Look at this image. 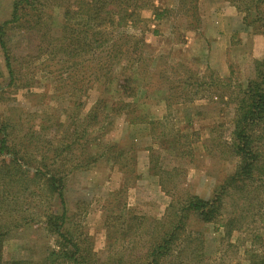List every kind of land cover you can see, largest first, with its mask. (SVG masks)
Segmentation results:
<instances>
[{
    "label": "rangeland",
    "instance_id": "374dc122",
    "mask_svg": "<svg viewBox=\"0 0 264 264\" xmlns=\"http://www.w3.org/2000/svg\"><path fill=\"white\" fill-rule=\"evenodd\" d=\"M152 1L170 25L167 21V28L161 31L154 27L152 9L148 8L141 12L147 21L129 30L141 35L145 29L143 59L162 56L152 69L168 66L169 86L163 83L157 89L161 91L152 90L148 104L141 106L139 114L145 116L142 120H150L149 124L138 121L130 126L126 114H111L113 119H101L100 114L97 124L87 121V127L84 121L102 92H114L124 79L118 63L110 80L101 78L90 86L86 77L78 89L74 82L82 73L72 66L75 59L58 51L65 31L62 1L39 0L41 5L31 10L25 0H0V26L13 65L10 78L0 50V125L7 126L9 144L17 150L16 154L0 155V210L6 219L26 217L8 224L4 260L37 261L50 249H58L56 237L39 214L44 205L58 201L49 198L45 178L50 170L65 176L67 227L74 230L81 254L95 260L146 264L154 240L171 229L172 219L181 218L183 226L172 230L170 249L159 264H250L264 258V188L253 191L259 180L244 192L238 188L241 184L231 179L237 158L227 146L236 109L233 86L256 76L255 60L263 56H253L258 51L254 50L253 33H262L263 27L256 21L243 37L236 34L234 38L242 39L227 50L226 71L222 58L211 55L210 59L208 49L191 47L196 57L188 54L179 0ZM253 2L256 0L242 4L248 21L255 20L258 11L264 13V3L257 9ZM192 4L191 13L200 21L201 14L206 15V0H193ZM130 54L135 58L133 48ZM142 67L140 78L127 83L128 91L132 85L139 87L136 95L141 98L145 74L155 80L158 77L157 72ZM188 68L192 76L208 85H181ZM167 94L175 100L168 109L163 98ZM179 99L186 101L176 104ZM127 102L132 101L129 98ZM84 142V147L79 145ZM98 150L106 153L92 159ZM79 157L91 159L75 168ZM39 168L42 173L35 174ZM187 193L203 199L219 193L221 214L211 222L190 211L182 214L179 210ZM13 208L18 211L10 213ZM230 218L233 227L227 232L225 224Z\"/></svg>",
    "mask_w": 264,
    "mask_h": 264
},
{
    "label": "trees",
    "instance_id": "16d2710c",
    "mask_svg": "<svg viewBox=\"0 0 264 264\" xmlns=\"http://www.w3.org/2000/svg\"><path fill=\"white\" fill-rule=\"evenodd\" d=\"M25 1L26 7L31 10L36 9V4L41 5L39 0ZM47 1L51 0H45V2ZM61 1L63 5L61 10L62 28L65 31L62 33V39L64 40L62 42L63 44L60 45L58 51L62 52L67 57L74 58L75 62L72 63L74 70L82 73L80 79L75 80V86L78 89H82V83L86 77L90 86L99 82L101 78L105 81H107V79L110 80V72L116 63L120 66V76L124 78L117 83V88L114 92L108 90L102 92L101 96L92 106L87 119H85V125L90 127L87 121L91 124H97L100 119V114L103 115L101 119H113L112 115L117 116L119 114H126L128 116L127 122L130 126L137 124L138 121H145L149 124L150 120H142L145 116L139 114L140 109L142 105L148 104L147 100L151 97L152 90L153 93L155 91H161L157 89H160L158 87L163 83L169 86L171 81H169V76L165 74L168 66L165 67L162 65L158 71L152 69L154 68L153 62L157 61V58L162 59V56L159 54L157 57L151 56L150 58L143 59L142 43L144 42L143 31H145V29L142 30L141 35H139L140 32H138L139 34H132L129 29L132 26H137L138 23H145L147 21L141 14L144 9L151 8L155 20L162 18V10H160L152 0ZM243 1L244 0H240L239 3L242 5ZM192 2L193 0H179L184 14L197 24L199 21L198 17L196 19L194 14L191 13V9L195 7ZM239 3L237 6L240 9ZM261 3H263L262 0H256V2H253V5L258 8V5H261ZM243 9L246 10L247 8L244 7ZM247 14L245 13L244 15V21L251 22L252 20H247ZM255 20L259 21L261 27L264 29V13L258 12V16ZM153 31L155 32V30ZM140 43L141 47L139 48ZM131 48H133L135 58L130 54ZM0 50L4 65L11 78L13 75L12 58L1 26ZM141 66H143L141 68L142 70L150 68L153 72H157L158 75L155 80L145 74V76L148 77H146L147 79L142 89L143 94H145L143 98L136 95V90L139 88L138 86L132 85L131 90L128 91L129 87L127 85V83L135 80L136 76L140 78L139 75H142V72H139ZM254 66L257 70V74L254 78L247 79L245 84L242 83L233 86L232 93L234 94V98L232 96V101L236 102V109L234 111V122L231 132L232 138L227 142L228 150L237 158L238 165L231 179L241 184L238 188L243 192L247 189V186H251L252 182L258 180L260 183L253 187V191L259 190L260 187L264 188V56L261 59H256ZM183 68L184 71L187 72L186 67L183 66ZM188 69L189 72L187 76L182 79L181 85H196L197 87L208 85L205 80H198L195 76H192V74H190L191 68ZM85 70L88 71L87 76L84 74ZM215 83L218 82L215 81ZM169 88H171V86ZM129 98L132 102H127ZM163 98L166 101H164L166 109L170 108L172 103L175 102L172 96L169 98V94ZM191 100H193L192 97L188 101L191 102ZM185 101V99H179L176 104ZM81 104L82 102L79 103V105ZM165 116L166 115H164L163 118ZM184 136L185 135H182V137ZM80 137H82V133L78 134L77 143L81 141ZM85 142H87V140ZM85 142L83 144L79 143V145L84 147L86 145ZM97 145H99V143L96 144V147ZM111 146L115 147V145ZM69 148H71V146H69ZM14 149L15 146L9 144L7 126L0 125V155L12 154L10 151H14L13 154H16L17 150ZM105 153L106 152L98 150L91 155V158L96 159L95 156H103ZM91 158L82 160L79 157L75 163V168L81 167L84 162L86 163ZM51 160L55 161L56 159L52 158ZM41 173L40 168L35 172V174L38 175ZM47 173L48 176L45 178V182L50 188L49 198H57L58 201L56 204L49 202L48 205H44L43 208L39 210V214L45 219L44 221L48 230L56 237L58 249H50L46 255L37 261L27 258L26 260H4L2 247L9 233V228H7L8 224L14 225L18 221H25L26 217L12 215L10 219H6L4 218V213L0 210V264H106L105 262L93 259L90 255L81 254L82 249L79 240L74 238V230L67 227L68 215L63 190V178H65V176L63 177L61 174H58L57 170H50ZM3 194H7L4 189ZM218 194L219 193L215 194L210 199H203L197 195L187 193L182 198V205L179 211L182 212V214L189 211L193 212L204 222L214 221L218 215L221 214V196ZM1 199L2 197L0 198V202L3 200ZM12 199H15V196ZM9 211L11 213L13 211H18V209L13 208ZM181 219L177 221L172 219L171 229L165 231L164 235L158 237L156 241L154 240L148 255L150 261L146 264H159L161 257L168 253L167 250L170 249V243L173 240L172 230L179 226H183ZM233 221L234 219L230 218L225 224L227 232L231 231ZM117 264L125 263L118 260ZM250 264H264V258L253 260Z\"/></svg>",
    "mask_w": 264,
    "mask_h": 264
},
{
    "label": "crops",
    "instance_id": "0c3cea01",
    "mask_svg": "<svg viewBox=\"0 0 264 264\" xmlns=\"http://www.w3.org/2000/svg\"><path fill=\"white\" fill-rule=\"evenodd\" d=\"M172 1L175 3V0ZM157 3L161 4L159 0ZM238 3V0H206V15L203 17L202 13L201 20L197 24L182 11V38L184 39L183 44L187 46L189 50L188 54L190 53L193 58L196 57V53H194L196 50H192L191 47L204 49L205 52L208 49V57L210 58L211 55L212 57L218 55L222 58L224 66L226 67L227 50L233 47L236 40L242 39L234 37L238 36V33H240V37H243L247 27L252 26L253 23L257 21L252 20L251 22H245V11L240 3L239 5L241 8H238ZM260 7L261 6L258 5L257 9H261ZM151 19L153 26L157 29L165 30L167 28V19L160 18L155 20L153 13L151 14ZM170 23L171 21L169 20L168 24L170 25ZM171 28L173 27L171 26ZM253 34V39L255 43H257L254 50L258 48V51L253 52V56L255 58H260L264 56V31L262 33L256 32ZM191 43L193 46L188 47ZM212 57L210 59H212ZM209 64H213L211 60H209Z\"/></svg>",
    "mask_w": 264,
    "mask_h": 264
}]
</instances>
